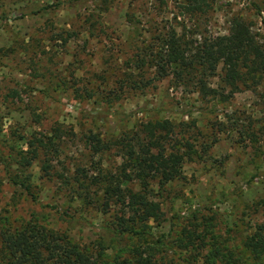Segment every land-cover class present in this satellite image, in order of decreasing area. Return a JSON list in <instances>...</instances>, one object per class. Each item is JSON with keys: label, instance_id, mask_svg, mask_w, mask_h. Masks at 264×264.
Here are the masks:
<instances>
[{"label": "rangeland", "instance_id": "1", "mask_svg": "<svg viewBox=\"0 0 264 264\" xmlns=\"http://www.w3.org/2000/svg\"><path fill=\"white\" fill-rule=\"evenodd\" d=\"M58 1V6L28 12ZM204 1L208 6L197 11L188 9L186 0H0V136L17 139L20 133H37L53 123L71 127L76 134L62 136L61 158L72 167L87 159L82 131L92 128L105 137L118 136L144 120L171 119L188 127L196 144L184 156L183 178L158 191L164 220L152 225L150 240L190 218V224L209 223L212 234L232 239L240 248L253 223L264 215V87L242 88L224 99L202 95L196 88L189 91L169 75L144 89H128L112 102L102 94L88 99L76 92V87H103L126 78L137 49L169 25L198 41L227 33L230 16L238 13L264 32V0ZM89 29H96L95 34ZM65 32L72 33L66 41ZM208 81L212 87L220 85L217 76ZM13 88L19 97L7 98ZM31 108L45 113L39 126L30 119ZM216 121L232 127L217 131ZM242 126H248V133L240 140L236 128ZM9 151L2 137L0 226H17L43 214L44 223L67 232L80 245H93L99 233L111 238L101 230L110 221L109 214L70 201L52 180L40 175L37 165L32 167L37 199L9 183L1 160ZM115 158L118 161L112 153L107 161L112 165ZM65 209L68 216L62 214ZM106 251L111 254L112 248Z\"/></svg>", "mask_w": 264, "mask_h": 264}, {"label": "trees", "instance_id": "2", "mask_svg": "<svg viewBox=\"0 0 264 264\" xmlns=\"http://www.w3.org/2000/svg\"><path fill=\"white\" fill-rule=\"evenodd\" d=\"M186 2L188 9L197 11L208 6L204 0ZM60 4H43L28 12L35 14ZM227 29L225 34L191 41L169 25L153 41L137 49L126 78L104 83L103 87H76V92L88 99L102 94L104 100L112 102L128 89H144L152 80L169 75L187 90L196 88L202 95L224 99L242 88H263L264 32L259 33L252 21L238 13L230 16ZM95 30L89 29L90 34L94 35ZM71 34L65 32L63 40ZM213 76L219 78L218 87L209 85L208 79ZM6 97L15 99L19 93L13 88ZM43 114L29 109L34 125L39 126ZM221 126L232 127L214 122L217 131H221ZM68 128L53 123L37 133H20L17 139L1 134L0 140L4 137L10 147L9 154L1 159L6 178L37 199L32 171L37 165L40 175L52 180L56 190L64 192L70 201L83 209L109 214L110 221L101 230L111 234V238L107 240L99 233L93 245H80L67 232L44 223L45 215H35L17 226H0V264H264V215L253 223L240 248L232 239L212 234L209 223L190 224V218L174 231L150 240L152 225L164 220L158 191H166L172 182L183 178L184 156L194 150L196 139L188 127L159 118L144 120L118 136L105 137L89 128L80 134L88 146L87 159L72 167L61 158L62 136L76 134ZM247 128H236L240 140L248 133ZM200 145L205 151L207 147ZM112 153L118 161L113 159L111 165L107 159ZM261 205L264 211V199ZM62 214L68 216V210ZM108 248H112L111 254L107 253Z\"/></svg>", "mask_w": 264, "mask_h": 264}]
</instances>
